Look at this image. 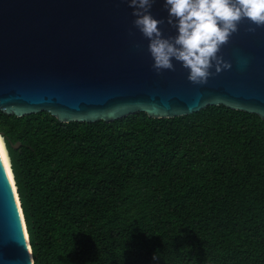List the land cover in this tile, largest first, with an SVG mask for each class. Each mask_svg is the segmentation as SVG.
<instances>
[{
  "label": "trees",
  "instance_id": "obj_1",
  "mask_svg": "<svg viewBox=\"0 0 264 264\" xmlns=\"http://www.w3.org/2000/svg\"><path fill=\"white\" fill-rule=\"evenodd\" d=\"M35 264H264V120L224 105L62 123L0 111Z\"/></svg>",
  "mask_w": 264,
  "mask_h": 264
},
{
  "label": "water",
  "instance_id": "obj_2",
  "mask_svg": "<svg viewBox=\"0 0 264 264\" xmlns=\"http://www.w3.org/2000/svg\"><path fill=\"white\" fill-rule=\"evenodd\" d=\"M164 4L155 0L151 14L165 21V37L175 36ZM132 12L127 0H0V111L110 123L141 112L174 118L224 105L264 120V27L250 33L255 26L243 21L219 53L231 69L194 85L176 61L175 71H154ZM3 167L0 264H35L20 199Z\"/></svg>",
  "mask_w": 264,
  "mask_h": 264
},
{
  "label": "clouds",
  "instance_id": "obj_3",
  "mask_svg": "<svg viewBox=\"0 0 264 264\" xmlns=\"http://www.w3.org/2000/svg\"><path fill=\"white\" fill-rule=\"evenodd\" d=\"M136 19L133 26L146 38L148 51L154 63L152 68L159 75L175 71L173 61L188 70V80L194 85H206L209 78L232 65L219 55L228 44L239 25L247 20V31L254 33L264 27V0H165L167 24L176 29L177 35L165 37L160 29L164 20L151 14L155 0H127ZM214 68L215 72H212ZM6 139L0 135V166L10 162Z\"/></svg>",
  "mask_w": 264,
  "mask_h": 264
},
{
  "label": "bare ground",
  "instance_id": "obj_4",
  "mask_svg": "<svg viewBox=\"0 0 264 264\" xmlns=\"http://www.w3.org/2000/svg\"><path fill=\"white\" fill-rule=\"evenodd\" d=\"M1 135V134H0ZM5 166H6V169H7V172H8V175L10 177V180L12 182V185L15 189V192H16V197H17V200H18V203H19V198H18V192H17V187H16V183H15V179H14V175H13V172H12V169H11V163L10 162H7L5 161L4 162ZM22 215V219H23V225H24V229L26 231V226H25V221H24V218H23V213L21 214ZM26 235H27V232H26Z\"/></svg>",
  "mask_w": 264,
  "mask_h": 264
}]
</instances>
